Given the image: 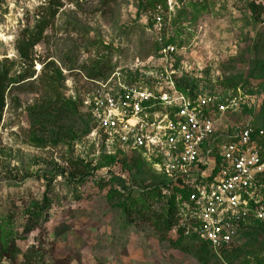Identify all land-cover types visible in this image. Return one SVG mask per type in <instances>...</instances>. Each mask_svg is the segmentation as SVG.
Masks as SVG:
<instances>
[{
    "label": "rangeland",
    "instance_id": "374dc122",
    "mask_svg": "<svg viewBox=\"0 0 264 264\" xmlns=\"http://www.w3.org/2000/svg\"><path fill=\"white\" fill-rule=\"evenodd\" d=\"M161 1L0 0V264H264V225L242 228L224 255L177 238L162 226L165 201L145 194L149 170L90 137L81 75L106 64L107 77L125 68L143 82L129 69L162 42L195 91L246 93L250 107L219 130L264 126V0ZM44 21L23 58L20 42Z\"/></svg>",
    "mask_w": 264,
    "mask_h": 264
},
{
    "label": "built area",
    "instance_id": "2783aa9c",
    "mask_svg": "<svg viewBox=\"0 0 264 264\" xmlns=\"http://www.w3.org/2000/svg\"><path fill=\"white\" fill-rule=\"evenodd\" d=\"M177 51L161 46L157 57L136 60L129 70L143 82H129L125 68L104 79L81 75L79 103L91 116L92 142L108 154L145 161L162 177L163 193L174 195L183 236L218 253L242 227L264 222V127L219 130L223 119L250 107L246 93L190 99L176 87Z\"/></svg>",
    "mask_w": 264,
    "mask_h": 264
},
{
    "label": "trees",
    "instance_id": "16d2710c",
    "mask_svg": "<svg viewBox=\"0 0 264 264\" xmlns=\"http://www.w3.org/2000/svg\"><path fill=\"white\" fill-rule=\"evenodd\" d=\"M154 1H157L159 3L162 2L161 0H154ZM45 27H46V21H44V22L41 23V25L38 27V31L37 32H35L34 34H30L26 40H23V41L20 42L19 49H18V53L23 58H27V53L29 52V50H32L35 45H37L38 43H40L41 33H42V31H43V29ZM160 45L161 46H166V45L174 46L172 43H163L162 42V43L158 44L156 46V50L154 52V56L155 57H157V54H158V52H159V50L161 48ZM175 47L178 49L177 46H175ZM174 61H175L174 62V68H179V63H178L179 58L178 57H174ZM106 68H107L106 64L100 65L98 67V69H95L94 67H92V69H90L88 71V73L85 74V75L88 78H91V79H104V78L107 77V75L104 73L105 70H106ZM5 80H6V75L5 74L0 75V113H1L2 108L4 106L5 89L2 87V85H3V83H4ZM20 81H22V80H20ZM20 81H18L17 83H20ZM128 81L129 82H132L130 80H128ZM133 82H135V81H133ZM175 83H176L177 89L181 93H183L184 95H186L187 97H189L190 99H194L195 97H197L198 95L201 94L200 91H195L193 89V86H189L188 80H185V79L180 80V78H177L175 80ZM88 116H90V115H88ZM91 124H92V121H91ZM258 127H264V126H258ZM92 128H93V124H92ZM134 157H136V156H134ZM136 159H138L139 161H141V163L152 174V177H154L156 179V181H157L156 182L157 184L154 187H152V188H146V192L147 193H145V194L150 196V195H152L154 193V196L156 197V199H157L158 202L160 200H162V201L164 200L165 201V206L164 207L166 209L164 211H165L166 215H164L165 217H164V221L162 223V226L165 227L166 230L174 229L175 232H176V237L177 238H185L183 236L184 229L178 226L177 208H176V204H175V200H174V195H172V194H164L163 193V188H162V186H163L162 185V177L159 176V175H157L145 161H143L139 157H136ZM149 191H151L152 194H148ZM182 195H183V197H185L186 196V193L183 192ZM142 206H141V208L143 210H146V209H149L150 208V204H149V202L147 203V201H143ZM34 220L37 222L38 218H36ZM36 222L31 224L30 219L27 220L26 221V224H25V230H26L25 233H28V232L32 231V228H33L34 224H36ZM263 225H264V222L263 223L262 222H254L253 223V226L254 227H258V226L261 227ZM246 227H248V226H246ZM242 228H245V227H242ZM189 240L197 241L194 238H189ZM199 243L202 245L203 248H206V250L208 252H211V250L209 249V247L207 246L206 243H203V242H199ZM232 245L233 244H231L229 247H225V248L220 249L218 251L217 255H224L226 252H228L232 248ZM195 256L198 258V261L199 262H203L202 259H201V257H199L197 254Z\"/></svg>",
    "mask_w": 264,
    "mask_h": 264
}]
</instances>
